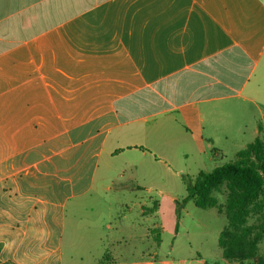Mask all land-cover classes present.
Masks as SVG:
<instances>
[{
  "label": "crops",
  "instance_id": "crops-1",
  "mask_svg": "<svg viewBox=\"0 0 264 264\" xmlns=\"http://www.w3.org/2000/svg\"><path fill=\"white\" fill-rule=\"evenodd\" d=\"M261 122L264 0H0V264L189 262L198 207L140 190L154 152H238Z\"/></svg>",
  "mask_w": 264,
  "mask_h": 264
},
{
  "label": "trees",
  "instance_id": "trees-1",
  "mask_svg": "<svg viewBox=\"0 0 264 264\" xmlns=\"http://www.w3.org/2000/svg\"><path fill=\"white\" fill-rule=\"evenodd\" d=\"M223 189L222 204L215 192ZM200 209H216L227 220L219 235L221 256L239 264H252L261 255L264 239V126L259 135L236 153L233 163L212 172H200L188 182L187 196Z\"/></svg>",
  "mask_w": 264,
  "mask_h": 264
},
{
  "label": "rangeland",
  "instance_id": "rangeland-1",
  "mask_svg": "<svg viewBox=\"0 0 264 264\" xmlns=\"http://www.w3.org/2000/svg\"><path fill=\"white\" fill-rule=\"evenodd\" d=\"M256 137V135L254 136L251 133L247 134L244 137V143L246 145L252 143ZM223 146L226 147L225 151L216 152L214 149L209 148L205 150V155H199L196 151H187V157L178 150V156L173 162L164 153L154 152L156 153L154 156L158 160L163 161L164 164L150 161V167L145 175V182L141 184L142 189L140 190L146 193V189L151 187L154 193L156 191H163L162 203L165 211L171 207L170 200L172 196L178 197L179 201L177 202H184L183 196L186 194L188 182H194L200 172H212L225 164L235 161L237 152L233 151V147L229 144H224ZM167 153L170 154L171 151L169 150ZM121 169L123 167H117L111 173L112 179H115L114 181L126 179L130 175L129 170H123L124 172L121 173ZM120 175H122L121 178L119 177ZM215 196L219 199V202L224 203L223 189L220 192H215ZM175 204L173 206H176ZM164 217L168 227L165 239L166 242H169L171 235L176 231L178 218L177 215L175 216L171 212L165 213ZM184 218L191 231L187 233L185 229H181L180 235L177 238V244L182 246L184 251L190 255V261L185 264H221L222 256L219 247V235L227 223L225 215L216 209L205 210L197 208L196 211L191 212L190 216H184ZM197 222L206 223V230L198 228L196 226ZM168 250L167 246L161 249L159 252V255L162 257L161 259H172L170 256H167ZM129 251L130 246L123 243L121 253L119 254L124 258H132V254ZM260 252L264 255V239L260 243ZM156 264L162 263L158 262Z\"/></svg>",
  "mask_w": 264,
  "mask_h": 264
}]
</instances>
